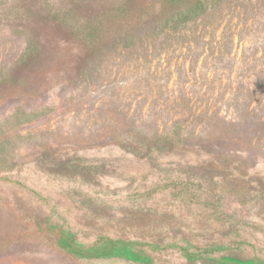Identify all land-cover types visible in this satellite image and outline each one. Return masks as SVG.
<instances>
[{"label": "rangeland", "instance_id": "374dc122", "mask_svg": "<svg viewBox=\"0 0 264 264\" xmlns=\"http://www.w3.org/2000/svg\"><path fill=\"white\" fill-rule=\"evenodd\" d=\"M264 264V0H0V264Z\"/></svg>", "mask_w": 264, "mask_h": 264}, {"label": "trees", "instance_id": "16d2710c", "mask_svg": "<svg viewBox=\"0 0 264 264\" xmlns=\"http://www.w3.org/2000/svg\"><path fill=\"white\" fill-rule=\"evenodd\" d=\"M238 264H240V262H237Z\"/></svg>", "mask_w": 264, "mask_h": 264}]
</instances>
